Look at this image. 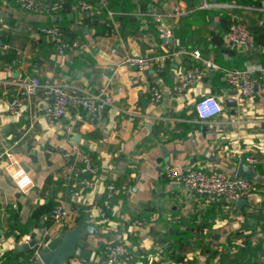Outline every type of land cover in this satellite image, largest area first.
<instances>
[{"label": "crops", "instance_id": "0c3cea01", "mask_svg": "<svg viewBox=\"0 0 264 264\" xmlns=\"http://www.w3.org/2000/svg\"><path fill=\"white\" fill-rule=\"evenodd\" d=\"M197 1L132 0L134 20L122 31L118 13L114 25L104 29L105 17L92 2L94 9L88 14L98 19L97 25L87 24L86 15L79 12L36 16L22 11L17 0H0V153L11 149L34 182L30 190L19 192L10 179L11 168L0 161L1 264H36L31 259L38 245L74 228L85 215L99 232L109 234L88 246L87 264H105L103 249L110 242L126 243L133 255L130 262L118 264H264V89L256 90L252 100H241L227 86L223 73L205 69L182 96L172 91L186 68L201 66L193 51L222 70L264 66V47L254 43L242 51L227 46L225 37L221 42L215 38L224 36L219 29L223 14L239 17L252 33L264 29V14L192 11ZM233 1L264 7V0H209ZM172 3L183 14L165 19L173 39L164 44L152 14L168 15ZM51 25L71 33L72 39L65 38L78 41L82 49L58 56L52 40L38 31ZM125 56L158 58L162 68L138 73L125 66ZM164 56L168 60H162ZM33 77L62 84L71 94L107 85L113 103L101 120L72 105L64 117L52 120L43 113L50 99L42 90L32 97L19 94L20 83ZM151 86L162 92L157 104L150 100ZM207 95L218 98L223 111L213 120L200 121L194 104ZM15 98L21 102L20 111L11 115L8 105ZM227 100L236 106L228 107ZM72 147L85 152L97 167L96 186L79 201L70 190L82 173L75 176L79 166L64 157ZM245 155L259 159L251 167L259 178L258 192L245 198L248 205L239 209L235 203L188 192L164 174L166 167H204L236 176ZM110 182L119 192L109 207L111 223L101 226L94 207L103 201V189ZM57 205L69 212L65 228L53 218ZM135 221L143 225L136 228ZM177 239L185 243L184 253ZM31 241L38 245L17 249ZM182 254L183 261H175Z\"/></svg>", "mask_w": 264, "mask_h": 264}, {"label": "built area", "instance_id": "2783aa9c", "mask_svg": "<svg viewBox=\"0 0 264 264\" xmlns=\"http://www.w3.org/2000/svg\"><path fill=\"white\" fill-rule=\"evenodd\" d=\"M64 0H17L19 8L36 16L51 17L61 9ZM100 6L106 10V27L110 28L114 25L115 12L108 9V0H98ZM92 4L86 0H75L72 6V12L81 14L89 13L93 10ZM220 10L229 12L232 10L247 12L256 11L264 14V7L244 6L236 3H212L209 0H198L194 3L192 11L202 10ZM183 14L178 4L170 5V13L168 15L153 13L152 17L157 25L158 38L162 43L167 44L173 39L172 31L169 25L165 23V19L171 16H179ZM231 16V15H230ZM226 33L225 42L227 46L246 51L254 46V34L239 20V17L233 15ZM38 31L46 38L52 40V46L58 56H65L76 50L82 49V45L75 40L65 38L62 30L56 25L41 26ZM169 56H164L162 60H168ZM192 57L201 63L193 64L186 68L183 73L178 75L173 85L172 91L176 96H182L183 93L194 86L204 75V70L209 69L223 73L224 81L231 91L241 100H252L258 89H264V66L252 67L246 69L222 70L211 60H202L199 52L193 51ZM161 59V58H160ZM125 66L136 70L140 73L148 68L157 66V70H161L158 65V58H146L140 56H125ZM42 90L43 94L50 99V103L43 108L46 117L52 120H58L65 116L69 105L75 108L85 110L91 117L101 120L105 110L113 103V97L107 85L101 86L94 91H83L82 94L69 93L62 84L44 81L38 77H33L22 81L19 85V94L24 97H32ZM150 100L157 104L162 100V92L156 87L151 86L149 89ZM21 102L19 98L13 99L8 105V112L11 115H17L20 111ZM223 107L219 99L212 95L201 97L194 104V112L198 120L209 121L222 114ZM129 121H133V114H129ZM64 157L73 161L75 168L74 175L78 172L82 176L71 186V196L75 201L82 198L84 192H89L96 186L97 167L82 150L72 147L64 154ZM0 161L5 163V168H11L9 176L19 192H27L34 186L32 175L22 168L16 160H14L11 149H6L0 153ZM242 161L250 167H255L259 163V159L254 155H245ZM165 177L173 182L181 184L188 192L195 193L206 197L209 200L225 201L234 204L238 199H245L258 192L255 182L228 175L223 171L216 169H205L204 167H166L164 170ZM103 201L96 204L94 209L99 218L101 226L111 223L109 217V207L118 194V187L114 182H110L104 187ZM53 218L55 222L62 228L67 226L69 212L62 205L54 207ZM134 227L140 228L142 221H135ZM38 251L33 255L31 261H35ZM103 256L105 264H118L120 262H130L133 255L128 250L124 242H110L104 246ZM78 264H87L86 260H77Z\"/></svg>", "mask_w": 264, "mask_h": 264}, {"label": "water", "instance_id": "95a60500", "mask_svg": "<svg viewBox=\"0 0 264 264\" xmlns=\"http://www.w3.org/2000/svg\"><path fill=\"white\" fill-rule=\"evenodd\" d=\"M226 105L228 107L236 106L232 100H227ZM160 149L163 155L168 157L165 148L160 146ZM235 175L252 182L259 181L255 171L243 161L238 163ZM242 205H248V202L244 199L236 200L235 206L237 209ZM108 235L99 232L98 228L91 224L88 215H85L74 228L65 230L61 235L48 242L38 245L36 241H31L28 244L18 246L17 249L28 250L38 245L36 264H68L70 260H86L89 255V251L86 250L88 246L95 243L96 239Z\"/></svg>", "mask_w": 264, "mask_h": 264}, {"label": "trees", "instance_id": "16d2710c", "mask_svg": "<svg viewBox=\"0 0 264 264\" xmlns=\"http://www.w3.org/2000/svg\"><path fill=\"white\" fill-rule=\"evenodd\" d=\"M88 2H92L95 4V8L96 10H98L100 12L101 16H104L105 19L102 21V25L103 28L105 29L106 26V10L103 9L98 0H86ZM75 0H64L61 9L55 14L56 15H66L68 13H72V6L74 5ZM108 9H110L111 11L118 13V16L116 15V18L120 21V23L122 24V31L124 29L125 24L128 21H133V17L130 15L133 10H135L136 5L132 4V0H108ZM91 4V3H90ZM146 5H144L145 7ZM90 13V12H89ZM86 13V18H85V22L88 24L89 22L92 21L93 25H97L99 23L98 19L95 16H89V14ZM230 16V15H229ZM227 16V14H223L221 15V18L219 19V29L221 31L224 32V36L223 34H217L215 35V38L218 39L220 42L223 41V38L225 37V33L230 25V23L232 22L231 17ZM108 28V27H107ZM263 27H259L258 29L253 31L254 34V40H255V44L260 45L262 47H264V29H262ZM62 32L64 34L65 37L72 39V34L67 32L66 30L62 29ZM177 245L178 248L181 249L180 252L184 253L185 252V243H183V241H181V239H177ZM184 248V249H183ZM184 250V252H183ZM184 259V255H180L178 256V258L175 259V261L179 262V261H183ZM1 264V263H0Z\"/></svg>", "mask_w": 264, "mask_h": 264}, {"label": "rangeland", "instance_id": "374dc122", "mask_svg": "<svg viewBox=\"0 0 264 264\" xmlns=\"http://www.w3.org/2000/svg\"><path fill=\"white\" fill-rule=\"evenodd\" d=\"M178 1H179V0H177V3H178ZM191 112H192V111H191ZM191 112H190V113H191Z\"/></svg>", "mask_w": 264, "mask_h": 264}]
</instances>
